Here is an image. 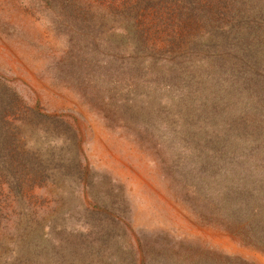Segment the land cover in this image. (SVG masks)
<instances>
[{
    "label": "rangeland",
    "instance_id": "rangeland-1",
    "mask_svg": "<svg viewBox=\"0 0 264 264\" xmlns=\"http://www.w3.org/2000/svg\"><path fill=\"white\" fill-rule=\"evenodd\" d=\"M184 1L0 0V264H264V90Z\"/></svg>",
    "mask_w": 264,
    "mask_h": 264
},
{
    "label": "trees",
    "instance_id": "trees-1",
    "mask_svg": "<svg viewBox=\"0 0 264 264\" xmlns=\"http://www.w3.org/2000/svg\"><path fill=\"white\" fill-rule=\"evenodd\" d=\"M183 3H185L186 8L189 6L187 8L189 11L188 16H190L191 19H203L206 17L210 19L216 18L218 24L220 22L219 27L224 28V26L227 25L231 27L229 30L230 34L226 38L221 37L216 42L218 46L216 49H221L222 47L228 48L233 44L237 49V53L240 54L246 64L245 67L239 69L246 68L247 73L238 74H240L241 77H243V75H248L249 91L252 92L253 88H261L259 92V94H261L264 90V79L262 77L264 75V0H187ZM185 6L183 7L184 10H186ZM236 16H241V19ZM231 38L234 41H228ZM240 63H242V61ZM240 89L242 88L230 86V88L217 90V94L222 93V97L219 96L218 98L214 97L216 93L210 92V95L212 93V98H209L210 95L205 96V103L209 99L213 107L219 106L221 110L222 107L226 106V102L230 101L228 97L235 92L239 94ZM250 92H248V94ZM243 101V105H239V110L233 112L238 115V119L241 123H244L246 120L244 117L247 116V111L250 110L254 104L252 97L250 98L249 96ZM205 106H207L205 108L209 107L207 103ZM222 110L221 113L216 115V118L221 114L225 122L223 124L218 123L222 131H216L217 137H219V133L222 136L219 138L229 143L230 140H235L236 138L234 136L237 123L235 125L233 122H231V124L230 122L227 123L230 119V115L227 114L226 117L223 116L222 113L225 112L224 108ZM217 129H219V127H217ZM235 146L237 149V145Z\"/></svg>",
    "mask_w": 264,
    "mask_h": 264
}]
</instances>
